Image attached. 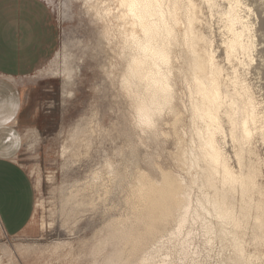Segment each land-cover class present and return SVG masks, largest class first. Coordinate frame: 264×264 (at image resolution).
<instances>
[{
    "label": "bare ground",
    "instance_id": "1",
    "mask_svg": "<svg viewBox=\"0 0 264 264\" xmlns=\"http://www.w3.org/2000/svg\"><path fill=\"white\" fill-rule=\"evenodd\" d=\"M85 2L103 24V39L117 49L119 82L133 100L137 127L158 135L170 124L174 157L190 175L186 180L159 164L153 171L138 167L129 185L132 215L116 229L108 223L93 264H169L174 252L193 257L197 223L207 244L232 248L231 260L263 259L247 251L245 236L251 230L252 241L264 244V84L252 77L264 69V0ZM214 18L218 40L209 31ZM68 46L33 77L51 74L63 54L64 86L71 83ZM186 117L189 130L182 132ZM110 177L100 184L105 192ZM165 236L171 246L163 251ZM117 240L124 246L109 249Z\"/></svg>",
    "mask_w": 264,
    "mask_h": 264
},
{
    "label": "rangeland",
    "instance_id": "2",
    "mask_svg": "<svg viewBox=\"0 0 264 264\" xmlns=\"http://www.w3.org/2000/svg\"><path fill=\"white\" fill-rule=\"evenodd\" d=\"M46 1L59 36L56 52L69 43L73 78L64 86L62 54L51 74L37 73L19 81L34 113L22 134L19 162L34 180L37 202L27 230L13 238L0 235V260L1 264H93V249L109 232L108 223L116 229L132 215L129 185L138 167L153 171L159 164L186 180L190 175L174 157L178 144L170 124H162L165 134L158 135L137 127L133 100L119 82L122 62L117 49L103 39V24L85 0ZM209 31L219 39L216 18ZM252 77L264 84V69L253 71ZM178 96L187 102L182 85ZM183 125L182 132L188 131V117ZM105 177L111 178L107 192L100 186ZM193 193L200 191L195 187ZM193 228L192 250L197 253L181 259L174 252L169 264H242L230 259L232 248L219 240L207 244L199 223ZM245 237L247 251L264 256V244L252 241L251 230ZM117 242L109 249L124 246V240ZM165 246L163 251L171 244L166 241ZM262 258H254L253 264H264Z\"/></svg>",
    "mask_w": 264,
    "mask_h": 264
},
{
    "label": "crops",
    "instance_id": "3",
    "mask_svg": "<svg viewBox=\"0 0 264 264\" xmlns=\"http://www.w3.org/2000/svg\"><path fill=\"white\" fill-rule=\"evenodd\" d=\"M58 37L46 0H0V235L6 238L23 233L37 202L34 180L19 162L22 134L34 117L19 81L51 60Z\"/></svg>",
    "mask_w": 264,
    "mask_h": 264
},
{
    "label": "clouds",
    "instance_id": "4",
    "mask_svg": "<svg viewBox=\"0 0 264 264\" xmlns=\"http://www.w3.org/2000/svg\"><path fill=\"white\" fill-rule=\"evenodd\" d=\"M17 107H18V105H17Z\"/></svg>",
    "mask_w": 264,
    "mask_h": 264
}]
</instances>
